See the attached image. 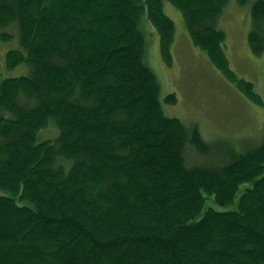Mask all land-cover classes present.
Returning <instances> with one entry per match:
<instances>
[{
    "label": "trees",
    "instance_id": "16d2710c",
    "mask_svg": "<svg viewBox=\"0 0 264 264\" xmlns=\"http://www.w3.org/2000/svg\"><path fill=\"white\" fill-rule=\"evenodd\" d=\"M164 1L0 0V26L20 39L7 65L31 67L0 82V264H264V139L214 149L165 112L178 98L162 99L141 26L147 12L171 65ZM169 1L193 42L263 104L227 57L228 0ZM251 11L261 54L264 0ZM246 182L238 208H206L209 196L232 204Z\"/></svg>",
    "mask_w": 264,
    "mask_h": 264
},
{
    "label": "rangeland",
    "instance_id": "374dc122",
    "mask_svg": "<svg viewBox=\"0 0 264 264\" xmlns=\"http://www.w3.org/2000/svg\"><path fill=\"white\" fill-rule=\"evenodd\" d=\"M254 1L249 0L242 5L238 0H228L218 23L226 33L225 50L233 71L240 78L255 83L263 104L247 97L244 90L216 66L208 53L193 42L182 11L172 2L164 1L166 13L176 23L171 65L163 57L159 34L148 19L147 12L141 18L147 40V63L157 75L162 99L172 92L178 98L175 104L163 102L165 112L180 117L191 126L197 125L214 149L246 151L261 144L264 139V52L256 54L249 43ZM16 30V25L0 26V82L7 77L31 72L28 64L13 68L7 65L8 51L20 47ZM7 33L10 37L2 39V35ZM250 184L243 183L235 201L227 206L218 204L209 196L206 208H238L240 196Z\"/></svg>",
    "mask_w": 264,
    "mask_h": 264
}]
</instances>
